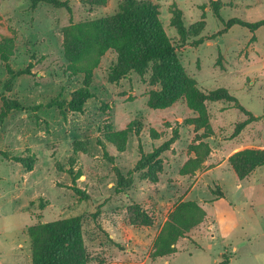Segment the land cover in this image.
<instances>
[{
  "label": "rangeland",
  "instance_id": "1",
  "mask_svg": "<svg viewBox=\"0 0 264 264\" xmlns=\"http://www.w3.org/2000/svg\"><path fill=\"white\" fill-rule=\"evenodd\" d=\"M60 1L71 13L0 0V44L11 48L0 57V114L3 100L18 104L0 121V264H31L28 228L69 217L81 220L88 264H264V166L238 181L228 164L238 151L264 150V27L221 32L232 18L264 20V0H151L174 42L182 41L170 26L177 11L196 31L189 41L219 34L179 53L170 94L151 68L113 79L112 48L79 60L66 55L67 27L111 16L123 0ZM7 66L23 73L12 76ZM85 68L92 97L82 113L64 112ZM219 89L237 104L207 100ZM202 116L211 137L194 131ZM249 116L259 119L233 137ZM107 128H130L122 151L105 139ZM175 135L156 182L134 171L141 154ZM32 155L31 171L12 159ZM182 217L194 227L170 236V255L155 257L158 238Z\"/></svg>",
  "mask_w": 264,
  "mask_h": 264
},
{
  "label": "trees",
  "instance_id": "2",
  "mask_svg": "<svg viewBox=\"0 0 264 264\" xmlns=\"http://www.w3.org/2000/svg\"><path fill=\"white\" fill-rule=\"evenodd\" d=\"M82 1L88 6H102L106 0ZM29 3L31 9H35L40 4H48L54 8H64L71 13L67 2L60 0H29ZM183 23L181 12L177 11L170 21V26L177 30L182 41L179 43L174 42L163 32L158 21V7L153 1L123 0L118 6V10L111 16L87 20L67 27L64 32L65 53L68 57L79 60L92 52L100 53L112 48L117 53V63L111 76L113 79H119L130 71L143 72L151 68L158 77L162 92L170 94L173 92L177 81L179 53L187 49L197 48L205 41H211L219 36V34L206 35L189 41L190 36H196V31L192 27L191 29L186 28ZM222 24V33L236 25L253 33L258 28L264 27V20L249 23L232 18L222 22ZM4 41L0 44V57L6 61L11 55V48L6 44V40ZM7 71L12 76L23 73L22 71L14 72L8 66ZM83 75L82 86L71 94L65 108L62 109V104L58 103L59 108L64 112L82 113L85 103L92 97L90 91L92 69L85 68ZM207 100L237 104L236 98L229 95L224 89L209 92ZM148 106L150 108L155 107L151 101L148 102ZM3 109L0 114V121L6 117L8 111L18 109V104L3 100ZM258 119L259 117L249 116L246 121L237 125L233 137L237 136L249 122ZM199 122L194 126V131L197 133L202 129L201 137H211L213 133L208 125L207 118L202 116ZM130 133V128L122 131L107 128L104 136L107 142L112 144L118 151H122ZM152 133L157 136L155 132ZM177 139L178 135H175L164 141L149 154H141L133 168L134 171H145L147 178L152 182H156L158 174L162 171L160 157L170 149ZM12 159L20 163L26 171H31L35 157L32 155L31 157H14ZM228 164L237 180L243 181L255 170L264 166V150L244 149L238 151L229 157ZM124 187L122 186V188ZM194 225L184 217L177 224L175 219L170 221L167 236L158 238L155 243V257L170 255L173 252L170 248L173 243L170 242V236H182ZM28 236L30 239L31 264H88L83 244L82 224L79 217H69L30 226ZM220 264H227V262H221Z\"/></svg>",
  "mask_w": 264,
  "mask_h": 264
}]
</instances>
